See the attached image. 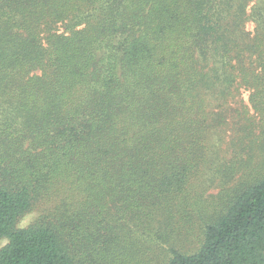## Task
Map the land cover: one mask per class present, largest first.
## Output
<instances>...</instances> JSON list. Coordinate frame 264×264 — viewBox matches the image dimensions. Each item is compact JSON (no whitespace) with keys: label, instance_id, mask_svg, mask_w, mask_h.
I'll return each mask as SVG.
<instances>
[{"label":"trees","instance_id":"1","mask_svg":"<svg viewBox=\"0 0 264 264\" xmlns=\"http://www.w3.org/2000/svg\"><path fill=\"white\" fill-rule=\"evenodd\" d=\"M2 238L0 264H264V0H0Z\"/></svg>","mask_w":264,"mask_h":264},{"label":"rangeland","instance_id":"2","mask_svg":"<svg viewBox=\"0 0 264 264\" xmlns=\"http://www.w3.org/2000/svg\"><path fill=\"white\" fill-rule=\"evenodd\" d=\"M243 99H246L247 101V97L246 95L243 96ZM218 189H212L210 192H217ZM35 217V212H30V213H27L25 214L17 223V226L18 227H24L26 226L27 224H29L33 218ZM7 242V239L6 238H2L0 240V247H2L3 245H5Z\"/></svg>","mask_w":264,"mask_h":264}]
</instances>
